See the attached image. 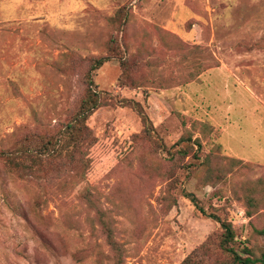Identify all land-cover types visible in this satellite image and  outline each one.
<instances>
[{"label": "rangeland", "instance_id": "1", "mask_svg": "<svg viewBox=\"0 0 264 264\" xmlns=\"http://www.w3.org/2000/svg\"><path fill=\"white\" fill-rule=\"evenodd\" d=\"M101 56L84 162L10 163L63 129ZM186 193L264 252V0H0V264H230Z\"/></svg>", "mask_w": 264, "mask_h": 264}, {"label": "trees", "instance_id": "2", "mask_svg": "<svg viewBox=\"0 0 264 264\" xmlns=\"http://www.w3.org/2000/svg\"><path fill=\"white\" fill-rule=\"evenodd\" d=\"M118 58L121 60L123 67H126L127 61H125L124 56L121 55ZM109 59H111V56H101L93 60L91 67L85 75L87 81L86 93L81 100L77 111L64 125L63 129H61L56 136L49 139L45 138L40 143H36L34 147L31 145H23L18 148L8 150L6 159L10 163H13L16 159H18V157L23 156L39 159L54 157L64 149L69 151L68 158L69 162L72 164L84 162V158L87 155L85 147L90 145L92 142L88 119L98 108L103 105L105 98L111 95L109 92L98 88V85L94 81V71L100 68ZM115 99L120 106H129L135 109L143 121L145 132L156 137L153 122L145 112L140 102L124 97H116ZM155 142L158 148L167 152L171 157L175 156L176 154L187 156L192 152L193 149L197 147L193 156L196 158H201L200 154L202 150V143L199 139L192 140L191 136L181 137L174 144V146H172H180L175 151L172 150V147H167L159 137H156ZM184 142L187 143L185 146L182 145ZM16 163L19 164V161ZM186 196L191 199V201L203 214L220 223L222 232L219 237L218 245L222 251L228 253L231 256L230 264H264V252L256 254L252 248L247 246H243L241 250L242 252L237 250L235 240L236 230L230 220L223 219L214 213H207L206 210L199 204L198 198L194 194L186 193ZM260 233L264 234V229L260 230ZM203 245H206V242ZM205 252H207L206 249L203 254H205ZM201 262V258H197L196 251L194 255L191 254L189 257H187L182 264H200Z\"/></svg>", "mask_w": 264, "mask_h": 264}]
</instances>
